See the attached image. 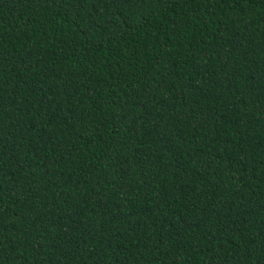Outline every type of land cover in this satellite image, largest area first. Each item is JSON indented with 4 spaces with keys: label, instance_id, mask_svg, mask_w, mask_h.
<instances>
[{
    "label": "trees",
    "instance_id": "1",
    "mask_svg": "<svg viewBox=\"0 0 264 264\" xmlns=\"http://www.w3.org/2000/svg\"><path fill=\"white\" fill-rule=\"evenodd\" d=\"M0 264H264V0H0Z\"/></svg>",
    "mask_w": 264,
    "mask_h": 264
}]
</instances>
